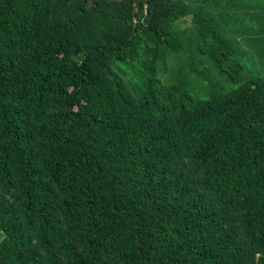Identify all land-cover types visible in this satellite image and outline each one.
Segmentation results:
<instances>
[{"label": "trees", "instance_id": "1", "mask_svg": "<svg viewBox=\"0 0 264 264\" xmlns=\"http://www.w3.org/2000/svg\"><path fill=\"white\" fill-rule=\"evenodd\" d=\"M184 0H0V264H264V77L158 78Z\"/></svg>", "mask_w": 264, "mask_h": 264}, {"label": "rangeland", "instance_id": "2", "mask_svg": "<svg viewBox=\"0 0 264 264\" xmlns=\"http://www.w3.org/2000/svg\"><path fill=\"white\" fill-rule=\"evenodd\" d=\"M192 9L200 10L209 19L211 28L205 25L195 24L192 16H185L170 27L176 36L183 40V47L179 50L167 49L158 63V78L165 84L174 81L180 69L191 71L189 79V92L198 99H205L210 94L211 81L216 82L221 92H228L239 84L230 80L227 74L214 66L210 53L217 49V41L214 38V29L220 32L237 49V57L243 60L245 70L243 78L264 77V33L252 31L248 27L244 30L241 40L238 18L218 17L213 13L218 7H213L212 0H184ZM221 9V8H220ZM247 19L250 16L246 17ZM229 23V27L226 24ZM247 33L245 34V32ZM243 36V35H242Z\"/></svg>", "mask_w": 264, "mask_h": 264}, {"label": "crops", "instance_id": "3", "mask_svg": "<svg viewBox=\"0 0 264 264\" xmlns=\"http://www.w3.org/2000/svg\"><path fill=\"white\" fill-rule=\"evenodd\" d=\"M213 7L220 6L217 10H213L218 17H239V29L240 39H246L244 37V30L248 27L252 28V31H258L264 33V0H212ZM221 8V9H220ZM250 16V18H246ZM229 27V23L226 24ZM247 31L245 32V34ZM243 35V36H242Z\"/></svg>", "mask_w": 264, "mask_h": 264}]
</instances>
